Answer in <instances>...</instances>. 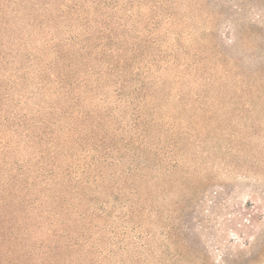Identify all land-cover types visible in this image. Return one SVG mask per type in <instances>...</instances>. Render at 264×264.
<instances>
[{
  "label": "rangeland",
  "instance_id": "1",
  "mask_svg": "<svg viewBox=\"0 0 264 264\" xmlns=\"http://www.w3.org/2000/svg\"><path fill=\"white\" fill-rule=\"evenodd\" d=\"M21 1L35 3L26 4L20 17L13 18L21 28L30 14H38L45 25L56 9L65 14L67 5L81 3V8L68 10L73 19L59 28L39 27L36 22L35 30L43 36L38 39L41 47L49 39L66 40L80 32V13L93 30L100 28L109 35L103 42L119 48L126 65L132 63L129 78L140 72L137 67L143 69L145 89L140 94L127 88L119 96L109 89L104 98L125 130L130 129L131 102H140L163 131L176 134L183 130L180 118L199 104L198 98L228 101L239 93L234 88L242 80L255 79L257 72L256 86L264 84V0H10V4L17 8ZM226 56L239 72L248 74L227 73ZM190 131L191 147L183 146L184 153L164 154L168 140L153 136V150L147 156L158 164L156 173L149 171L144 178L136 171L135 176L126 174L138 162L125 153L105 166V180L91 181L74 193V199L66 198L64 206L73 207L80 198L83 202L76 213L58 217L60 227L70 223L71 238L63 232V239L75 245L63 247L57 264H264V97L251 113L237 110L225 120L220 136L213 131L204 141L205 130ZM130 136L131 131L125 132V138ZM108 171H116L117 178L110 179ZM121 182H135L138 193L133 196ZM83 214L94 220L86 224L79 217ZM66 256L68 261H63Z\"/></svg>",
  "mask_w": 264,
  "mask_h": 264
},
{
  "label": "trees",
  "instance_id": "2",
  "mask_svg": "<svg viewBox=\"0 0 264 264\" xmlns=\"http://www.w3.org/2000/svg\"><path fill=\"white\" fill-rule=\"evenodd\" d=\"M26 4L35 6L34 2L21 1L16 8L10 0H0V264H57L63 247L75 245L63 239V232L71 238L72 230L70 223L60 227L58 217L65 212L76 213L83 202L80 198L75 206H64L66 198L74 199V193L91 181L105 180V166L115 164L125 153L131 162H138L126 174L135 176L136 171L144 178L149 171L156 173L158 164L147 156L153 150V136L164 135L168 140L169 145L162 148L164 154L184 153L183 146L191 147L187 139L190 130H205V141L213 131L220 136L225 120H231L237 110H255L264 97V84L256 86L260 77L257 72L253 74L255 79L242 80L234 88L239 93L228 101L198 98L199 104L180 118L183 130L176 134L163 131L153 113L144 111L140 102H131L130 129L125 130L104 98L109 89L119 96L127 88L140 94L145 89L140 79L145 78L140 75L143 69L137 67L140 72L129 78L132 63L126 65L117 53L119 48L103 42L109 35L100 28L93 30L80 13V32L66 40L44 39L41 47L38 39L43 36L35 30L36 22L39 27L59 28L73 19L68 10L81 8V3L73 8L67 5L65 14L56 9L45 25L38 21V14H30V21L21 28L13 18L20 17L28 8ZM30 26L33 28L28 32ZM31 46L35 47L29 49ZM226 60L225 70L231 76L248 74L239 72L240 67L231 64L234 61L228 56ZM113 131L115 135L111 136ZM127 131H131L129 138H125ZM114 138L125 144L119 146ZM163 170L160 168V172ZM108 173L110 179L117 178L116 171ZM121 184L129 186L133 196L138 193L135 182ZM79 217L86 224L88 219L94 220L84 214ZM63 261H68V256Z\"/></svg>",
  "mask_w": 264,
  "mask_h": 264
}]
</instances>
